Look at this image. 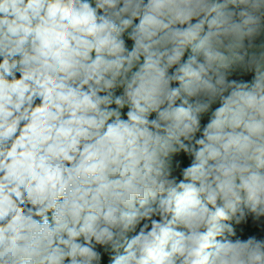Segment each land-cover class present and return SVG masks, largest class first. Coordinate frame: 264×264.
<instances>
[{
  "label": "clouds",
  "instance_id": "obj_1",
  "mask_svg": "<svg viewBox=\"0 0 264 264\" xmlns=\"http://www.w3.org/2000/svg\"><path fill=\"white\" fill-rule=\"evenodd\" d=\"M0 264H264V0H0Z\"/></svg>",
  "mask_w": 264,
  "mask_h": 264
}]
</instances>
